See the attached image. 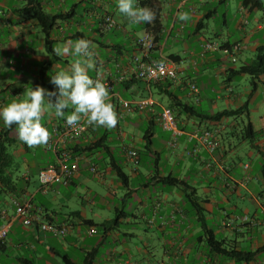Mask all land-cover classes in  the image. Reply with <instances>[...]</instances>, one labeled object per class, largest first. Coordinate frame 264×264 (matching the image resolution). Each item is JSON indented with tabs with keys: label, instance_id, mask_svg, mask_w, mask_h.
I'll return each mask as SVG.
<instances>
[{
	"label": "crops",
	"instance_id": "0c3cea01",
	"mask_svg": "<svg viewBox=\"0 0 264 264\" xmlns=\"http://www.w3.org/2000/svg\"><path fill=\"white\" fill-rule=\"evenodd\" d=\"M41 1L47 13L72 12L73 17L68 21H59L48 39L35 19L21 14L25 0H0V109L14 100L20 102L28 99L27 92L37 86L57 91L50 83L51 76L60 71H69L78 57L54 56L53 49L62 47L68 41L88 39L92 42L95 52L93 59L96 62L95 75L90 74L91 70L88 75L93 80L100 79L109 90L110 102L118 116L117 126L112 130L119 142L129 144H123L122 152L126 162L133 168L128 173L123 169L128 177V184L123 185L118 179L111 178L116 174L110 166L97 163L103 155H76L72 163L76 172L70 186L76 188L82 176L89 179L96 177V181L103 185L104 193L103 197L96 195V200L91 199V210L94 207L107 209L113 205L115 214V219L96 220L78 211L82 218L92 220L97 225L85 227L81 226L78 218L66 223L67 214H62V210L36 202V193L29 189L32 167L27 164L26 174L20 180L16 177L17 172L12 170L13 164L11 170L4 173L15 179L16 186H5L0 182V227L10 224L9 235L0 245V264H63L65 256L74 264H88L84 260L92 253L95 255L88 258L91 264H264V180L261 176L264 153V74L254 80V84L251 82L252 90L246 93L249 99L243 102V95L237 94L233 88L235 80H230L226 73L227 62L233 63L234 58L236 62L243 60L242 66L250 65L256 58L257 49L264 46V24L258 19L259 13L264 15V10L252 11L244 8L241 2L239 13L242 19L236 22L235 27H210V21L218 18L214 6L224 4L228 8L230 0H149L146 5L142 4L145 0H136L139 6L152 9L156 19L151 24H133L119 12L115 6L117 0ZM262 2L264 5V0ZM113 7L114 12L110 10ZM80 8H83L82 15L78 13ZM181 12H188L190 19L179 20L177 14ZM224 16L223 23L226 25ZM105 17L115 21L114 28H107ZM94 25L98 27L99 34L98 30L94 32ZM114 29L121 30L119 34L122 42L119 44H112L106 36ZM187 31H192L196 45L191 46L185 40ZM209 32L215 40L204 36ZM233 33L240 34L239 40H231ZM146 36H150L155 43V49L148 52L147 60L167 58L174 61L178 68L175 81L148 84L136 78L134 59L142 54L137 41ZM207 44L215 48L206 49ZM237 44L240 49L234 51ZM180 46L183 47L180 49ZM213 65L218 67L217 79L223 80L220 90L213 91L214 95L209 94L208 97L212 77L207 71ZM190 71L198 76L201 74L205 81L199 83V80L192 79ZM192 86L197 87V93ZM170 93L192 103L202 116L238 109L246 104L250 120L244 116L232 118L229 123L227 118L209 121L174 111L181 134L165 131L169 137L160 148L159 144L163 141L157 139L155 130L150 153L155 159L150 162H156L158 169L145 166L144 171L140 170L143 163L135 166L127 158L126 149L142 147V132L149 122L150 114L136 110L127 112L122 102L152 96L156 102L153 114L156 126H161L159 114L173 100L166 97ZM155 96L158 98L155 99ZM45 102L49 104L47 97ZM203 104L207 106L205 111L202 109ZM72 111L71 107L66 109L65 117ZM248 122L257 132L254 141L243 138L242 130ZM41 123L51 133L48 144L43 145L44 151L53 154L55 160L37 166L38 184L39 171L58 164L64 152L69 155V147L90 143L109 134V129L103 126L90 125L82 136L71 138L64 132L66 119L57 117L53 107L44 112ZM17 128V125L6 127L0 119V139H12L9 147L23 145L21 150H15L14 155L23 156L30 149L19 139ZM205 131L211 132L219 145L214 154L197 139H190L192 134ZM229 138L241 140L240 146L249 148L250 163L243 165L237 156L232 158L238 149ZM106 155L112 160L116 157L115 149L112 148L110 154ZM164 164L166 166L162 168ZM242 165L243 171L238 174ZM92 166L96 168L95 174L90 170ZM168 176L182 180L195 189L198 198L196 207L191 205L181 188L160 183V179ZM108 180L112 182L111 186ZM116 190L123 194L120 199ZM49 191L57 192L56 185L47 189L40 186L38 190L44 194ZM136 196L138 201L132 202ZM30 201L36 221L32 226L25 227L22 219L16 216L14 203ZM47 215L55 223L67 227L65 237L41 230V223L50 222ZM205 231H211L219 241L234 243L238 250L260 252L249 262L240 263L214 256L206 247ZM122 237L128 243L121 242ZM135 239L146 242L160 239L166 242L167 247L157 254L147 247H137L133 252L127 244ZM106 242H113L114 245L104 248Z\"/></svg>",
	"mask_w": 264,
	"mask_h": 264
},
{
	"label": "trees",
	"instance_id": "16d2710c",
	"mask_svg": "<svg viewBox=\"0 0 264 264\" xmlns=\"http://www.w3.org/2000/svg\"><path fill=\"white\" fill-rule=\"evenodd\" d=\"M148 1L149 0H145L142 2V4L146 5V3ZM242 5L244 8H249L252 11L264 10V5H263L262 0H242ZM20 12L24 16H28V17H31L32 19H35L38 22L39 26L42 28V31L46 34L47 39H48L51 31L58 24L59 21H68L69 19L73 18L72 12L58 13V14H54V15L47 13L43 8L41 0H25V4L22 7V9L20 10ZM107 18L108 17H105V23H106ZM106 25H107V23H106ZM53 54H54V56H56L55 53H53ZM233 63H236V61ZM226 73H227V76L232 81L237 80L239 77H241L243 75H249L253 79L252 83L254 84L255 83L254 80L258 79V77L260 75L264 74V46L259 47L257 49L256 58L250 65L241 66L238 69L229 68L226 70ZM160 83H162V82H160ZM160 83H156V84H160ZM50 91H54V90L50 89ZM166 97L171 99V100L173 99L168 108H170L173 112L174 111L179 112L180 114L189 116L191 118H197V119L203 118L205 120L212 121V120H219V119H223V118L237 119V118H242L245 116L250 120V115H249V111H248L246 104H244L243 106H241L238 109L225 110V111L219 112L215 115L202 116L201 112L199 111V109L196 106H194L190 102H185V101L181 100L180 98L177 97V95H173V93L172 94L170 93V94L166 95ZM52 99L54 101L55 97H53ZM47 101H48V99H47ZM143 113L150 114L149 122L142 132L143 145L141 148H137V149L128 148V149H126V152L130 149L137 152V158L139 160V163H138V165H135V166H139L140 164L143 163V165L145 164L147 167L151 166L154 169H158V164L156 162H152V163L150 162V161L155 159V156L150 154L151 153V147H152V138H153V136L155 134V130H156L155 116L153 115L154 112L153 113L143 112ZM242 134H243V138L248 137L251 139V141H254L256 136H257V132L254 130L251 122H248V124H246L244 126V129L242 130ZM12 141L13 140L10 138L5 139L3 141L0 139V182L2 184H4L5 186L11 185L12 187H14V186H16V184L14 183L15 179L12 178L11 175L4 173L7 170H9L12 167V165L14 164V158L8 152V148L11 145ZM218 147H219V145H218ZM112 148L113 147L110 144L109 135L107 137L100 138V139H98L96 141H92L90 143H82V144H78V145L69 147L68 152H69V155H71V157L68 160V162H70V164L67 163V167H69V168L73 167L72 163H73L76 155H78V156L79 155L93 156V155L101 154V155H103V157L99 161H97V163H105L106 165L110 166L111 169L115 172L117 179L119 181H121V183L123 185H127L128 184V177L124 173L123 166L121 165V163L118 162L116 157L112 158V160H110V159H108L109 156L106 155V153L110 154V151L112 150ZM217 150H218V148L215 151H217ZM215 151L211 154H214ZM107 160H109V161L107 162ZM91 168H90V170H91ZM92 173H94V174L96 173V168H95V172H92ZM261 176L264 180V153H262ZM160 183H163V184L170 186V187L181 188L184 191L186 198L191 203V205L196 207L197 201H198V198L196 196V191L194 188L187 185L186 182L179 180L177 178L168 176V177H164V178L160 179ZM70 185H71V182L69 183L68 186H70ZM29 203L31 204V206L33 205L32 201H30ZM32 209H33V207H32ZM65 217H66V221H65L66 223L74 220L75 218H78L81 221V226H85V227L97 226L93 223L92 220H86V219L82 218L81 213L78 211L67 214ZM46 218L49 219V221H50L49 223H51V224H56L59 226L66 227L63 224L55 223L53 218L50 215H47ZM115 224L116 223H113L112 225H115ZM103 226H105V225H103ZM66 229H67V227H66ZM204 236H205L206 247L208 248L209 252L214 256H221L226 260L234 261L237 263L249 262L256 255H258L260 252L259 250L254 251V252L238 250V248L234 245V243H226L225 241L217 240L211 231H205ZM2 242L3 241H0V245H2ZM94 255H95V253L89 254L85 258L84 262L91 264V262H89L88 258H90V256H94ZM63 264H74V263L71 259H69V257L65 256V257H63Z\"/></svg>",
	"mask_w": 264,
	"mask_h": 264
},
{
	"label": "clouds",
	"instance_id": "9594fccd",
	"mask_svg": "<svg viewBox=\"0 0 264 264\" xmlns=\"http://www.w3.org/2000/svg\"><path fill=\"white\" fill-rule=\"evenodd\" d=\"M117 7L133 24H151L156 19V13L152 9L139 6L136 0H117ZM177 16L181 21L190 19L188 12L178 13ZM53 51L57 56L78 57L69 71H60L51 76L50 83L57 91H47L37 86L27 92L28 99L20 102L14 100L0 109V119L5 126L11 128L17 125L18 137L28 147L47 145L49 142L51 133L41 123L47 110L44 107L46 97L48 106L54 107L55 115L65 118L69 127L78 125L82 118H86L89 125L107 129L115 128L118 123L107 86L100 79L93 80L88 75L89 70L96 68L92 42L81 38L75 42L68 41L62 47L57 46ZM70 107L73 111L65 117V110Z\"/></svg>",
	"mask_w": 264,
	"mask_h": 264
},
{
	"label": "rangeland",
	"instance_id": "374dc122",
	"mask_svg": "<svg viewBox=\"0 0 264 264\" xmlns=\"http://www.w3.org/2000/svg\"><path fill=\"white\" fill-rule=\"evenodd\" d=\"M242 0H230L229 4L230 6L227 8L224 4L221 5H215L214 7L216 8V11L218 13V18L217 20H211L210 21V27H235L236 22H238L239 20L242 19V15L239 13V8H240V4H241ZM117 5V1L115 2V6ZM90 8V6H87ZM83 8H80L78 10V13L80 15L83 14L82 12ZM112 12H114V7L110 9ZM117 15L119 16V14L117 13ZM224 15H226V19H227V24L225 25L223 23L224 20ZM236 16V17H235ZM258 19L260 20V23L264 24V15L263 13H259ZM95 26V25H94ZM94 28V32L97 33L98 27H93ZM121 30L118 29H114L112 30L109 34H106L107 37H109V40L112 44H119L120 42H122V36L121 34H119ZM84 32V31H83ZM86 33V31H85ZM100 33V31L98 30V34ZM192 31H187L185 40H187L188 44L191 46L196 45V40L194 35H191ZM204 36L210 40H215L213 35L209 33L204 34ZM232 37V41L235 40H239L240 38V34L239 33H233ZM183 46H180V49ZM237 61V60H236ZM243 65V60L242 62H236V63H231V61L226 63L227 69L230 68V66L234 69H238ZM187 67V65H186ZM92 72L90 73L92 76L95 75V70H91ZM208 74L210 73V76L212 77V85L210 86V88L208 89V94L207 96L209 97V94H213V91L215 90H220L221 88V83H222V78H220L219 80L217 79L218 77V67L216 65L210 66V68L208 69ZM189 75L192 79L195 80H199V83L204 82L205 80L203 79V77L201 78V74H199V76L197 75V73H194V71H190ZM253 81V79L251 78V76L249 75H243L241 77H239L237 80H235L232 84H233V88L235 89V92L237 94H242L243 95V102L248 101L249 96L246 95L247 92H250L252 90V85L251 82ZM202 88V86H201ZM46 90L48 91V88H46ZM214 96H211V98H213ZM158 98L157 96H155V99ZM44 107L47 109L46 111L48 112V110L50 111L51 107L48 106V104L46 102H44ZM202 109L205 111L207 110V106L205 104H203ZM227 122L229 123L230 120H232V118H227L226 119ZM244 121L246 122V119H244ZM163 127L162 126H156V134H157V139L163 141L162 144H159V147L162 148L168 137L169 134L167 132H165L166 130L163 131ZM227 135L229 134V131H227L226 133ZM111 137L110 140V144L111 146L115 149V154L117 157V160L119 163H121V165L123 166V169L126 173L131 171V168H133V166L129 163L126 162V160L124 159L123 156V152H122V146L123 144H127L129 145L127 142L125 141H121L119 142L117 140V134L115 133L114 130L109 129V134ZM157 140V141H158ZM230 142H232L234 145H236L237 147V152L234 153L232 155V158L235 159V156H237L244 164L246 163H250V158H249V153L250 150L248 151L247 148H242L240 146V141L237 140H232L231 138H229ZM227 142V139H226ZM23 148V145H16V146H11L8 149L9 154H11L12 156L15 155V150H21ZM30 152L23 155V156H14L15 158V162L13 165V172H17V178H19L20 180H22L23 175L26 174L27 171V164H29L32 168H31V184H30V191L32 193H36V198L35 201L46 205V206H52V208H57L58 210H62V214L66 215L69 212H75V211H80L83 212L87 218H94L96 220L99 219H104V218H114L115 214H114V207L113 205H111L109 208L107 209H102L101 207H94V210H91V205H89V202H91V199H95L96 200V195L97 196H102L103 197V185L99 184L96 181V177L93 176V178L89 179L86 176H82L81 179L78 181V186L75 187H71V186H65V185H56L57 188V192L54 191H49L47 194H44L42 192H38V190L40 189V185L37 182V166L42 165V164H47L49 162H52L53 160H55L53 154L45 152L43 145L37 146V147H29ZM247 149V150H246ZM253 159V158H252ZM146 163V162H145ZM256 164V163H254ZM243 165L241 166V170L238 171V174L242 173V168ZM146 165L142 164L139 168L140 170H145ZM166 165H162V168H164ZM20 167V169H18ZM11 170V169H10ZM112 179L116 180L117 177L115 175H113V177H111ZM110 178V179H111ZM107 183L110 185L112 182L111 181H107ZM113 185V184H112ZM111 186V185H110ZM114 187V186H113ZM88 190L93 191L94 193L90 194ZM118 194V198L120 199L121 196H123L122 193H120V191H115ZM132 202H136L138 201L137 196L134 197L132 200ZM122 205V202H120ZM54 206V207H53ZM115 219V218H114ZM142 226V225H141ZM122 229V228H121ZM124 229V226H123ZM125 239L122 237L121 238V242H127L128 241H124ZM146 241L145 240H140V239H135L132 240V242L130 244H127L134 252V250L137 247H147L148 250H154L156 252V254L160 251H162L164 248L167 247V244L165 241L163 240H158V239H154V240H150V241ZM114 243L113 242H106L104 245V248L108 247V246H113ZM138 257V256H137ZM158 257V256H157ZM138 260H140L141 258H137ZM165 262H168V260L165 259Z\"/></svg>",
	"mask_w": 264,
	"mask_h": 264
},
{
	"label": "built area",
	"instance_id": "2783aa9c",
	"mask_svg": "<svg viewBox=\"0 0 264 264\" xmlns=\"http://www.w3.org/2000/svg\"><path fill=\"white\" fill-rule=\"evenodd\" d=\"M107 28L112 29L116 25L115 21L108 17L106 19ZM137 45L141 48L142 54L139 57H135L136 63V78L147 82L148 84L160 83L163 81H175L177 79L178 68L174 61L161 58L157 61L147 60L148 52L155 49V43L146 36L137 41ZM206 49L215 48L212 44L205 45ZM240 45H236L234 51H239ZM236 59L233 58V62ZM194 92H198L196 86H192ZM156 106V102L152 96H148L136 101H123L122 107L127 112L136 110L138 112L153 113ZM159 122L166 131H170L173 134H181L177 121L173 114V111L166 107L159 114ZM90 125L86 122V119L79 122L75 127H69L67 124L64 127L65 134L71 138L82 136ZM190 139H197L201 142L210 153H213L218 148V143L214 140L211 132L205 131L202 134L194 133L190 136ZM212 139V140H211ZM127 158L134 164L138 165L139 160L137 158V152L134 150H128L126 152ZM69 155L63 153L61 160L58 164L49 165L43 168L38 173V181L42 189H47L53 185H65L68 186L71 182L76 169L74 167H67ZM91 172H95V168H91ZM16 216L21 218L25 227H30L36 221V217L32 215V206L29 202L18 203L15 202ZM40 228L42 231L53 234L58 237H64L67 234L66 227L59 226L51 223H41ZM10 232V224H5L0 227V241H5Z\"/></svg>",
	"mask_w": 264,
	"mask_h": 264
}]
</instances>
